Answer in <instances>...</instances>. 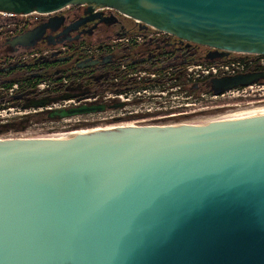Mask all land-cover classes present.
<instances>
[{
    "label": "water",
    "instance_id": "1",
    "mask_svg": "<svg viewBox=\"0 0 264 264\" xmlns=\"http://www.w3.org/2000/svg\"><path fill=\"white\" fill-rule=\"evenodd\" d=\"M73 5L112 9L139 32L150 26L220 52L264 55V0H0V13L49 15ZM35 31L11 48L32 47ZM255 82L258 74L245 73L188 89L219 95ZM123 106L46 110L40 121ZM0 264H264V112L0 140Z\"/></svg>",
    "mask_w": 264,
    "mask_h": 264
},
{
    "label": "flooded vegetation",
    "instance_id": "2",
    "mask_svg": "<svg viewBox=\"0 0 264 264\" xmlns=\"http://www.w3.org/2000/svg\"><path fill=\"white\" fill-rule=\"evenodd\" d=\"M26 21L24 27L17 25L12 32L0 37V69L8 63L24 65L7 72L9 74L6 76H0V83L10 79L18 81V90L12 99L16 105L35 103L43 97L74 95V98H79L96 93L103 87L115 89L118 83L115 84L114 79L122 75L118 73L121 64L127 66L128 72L136 69L154 72L158 75L156 82L162 83L169 69L172 76L177 68L195 60L181 52L176 39H159L135 46L117 42V39L138 31L139 25L109 8L91 12L87 5H73L53 14L40 15L32 21L27 18ZM32 30H36L38 36L32 47L11 48L14 37ZM181 45L192 46L190 43ZM196 50L208 54L209 60L214 55V58L219 59H228L230 56L243 58L225 52H211L203 46L196 47ZM251 73L258 74L261 82H264L263 70ZM39 81L50 82L52 87L39 92L36 88ZM200 87L203 89L206 86L202 84ZM240 101L242 103L233 102L210 113H226L247 106L246 99ZM19 126L20 122L14 123V127Z\"/></svg>",
    "mask_w": 264,
    "mask_h": 264
},
{
    "label": "built area",
    "instance_id": "3",
    "mask_svg": "<svg viewBox=\"0 0 264 264\" xmlns=\"http://www.w3.org/2000/svg\"><path fill=\"white\" fill-rule=\"evenodd\" d=\"M30 15H13L0 13L1 26L12 32L17 25L22 27ZM38 15V14H37ZM40 16V15H39ZM19 19V21H14ZM159 39L178 41L177 47L182 53L194 57V61L183 64L176 69L171 76V70L167 71V77L162 83L156 82L158 75L154 72L148 73L144 69H136L133 72L127 71V66L121 64L118 73L121 77H116L114 83L118 86L115 89H105L79 98L59 100L41 108L22 109L21 105L13 104L12 99L18 90V83L5 87L0 83V127L9 123L21 122L25 118L42 114L46 110L66 109L81 104L98 103L112 104L114 102L123 103L121 109L109 110L95 114L74 116L60 120H45L34 122L29 120V125L33 124L39 129L30 131L29 126L23 130H8L0 132V140H28L53 137L63 135L72 131H87L91 129L110 128L118 126H140V125H197L203 120L213 118L219 114L211 115V111L232 104L242 103L240 100L246 99L245 107L257 105L255 103L264 101V82H255L248 86H239L217 95L209 90H190L191 85H202L209 79L231 77L238 74L264 71V55L228 53L242 56L243 58L228 59H207L206 53H199L196 50L198 45L191 44L187 47V42L158 31L150 26L144 32H133L127 34L117 42L128 45H140L145 42L158 41ZM168 42V41H167ZM173 42V41H172ZM211 52H220L212 48L204 47ZM133 79V80H132ZM135 82L131 85V82ZM66 81L63 80V84ZM39 92L46 87H52V83L39 81L36 83ZM264 103V102H263ZM252 104V105H251ZM250 105V106H249ZM233 112V111H230ZM228 113V112H226ZM204 122V121H203ZM15 133L12 135L11 133Z\"/></svg>",
    "mask_w": 264,
    "mask_h": 264
},
{
    "label": "bare ground",
    "instance_id": "4",
    "mask_svg": "<svg viewBox=\"0 0 264 264\" xmlns=\"http://www.w3.org/2000/svg\"><path fill=\"white\" fill-rule=\"evenodd\" d=\"M264 112V105L263 106H258V107H254L251 109H247V110H236L233 112H228V113H222L219 114L217 116H214L213 118H208L202 121V123H208V122H212L215 120H224V119H228V118H233V117H237V116H244V115H250V114H255V113H262ZM184 125H189V124H184Z\"/></svg>",
    "mask_w": 264,
    "mask_h": 264
},
{
    "label": "rangeland",
    "instance_id": "5",
    "mask_svg": "<svg viewBox=\"0 0 264 264\" xmlns=\"http://www.w3.org/2000/svg\"><path fill=\"white\" fill-rule=\"evenodd\" d=\"M37 17H40L39 15H37V14H33V15H31V16H29L28 18H31V21L33 20V19H35V18H37ZM4 25V21H0V26H3ZM7 30L5 29V32H6ZM4 29L2 28V31H1V35H3L4 33ZM7 33H9V32H7ZM0 35V37L2 38V36ZM1 43V42H0ZM3 45V44H2ZM264 105V103H261V104H257V105H253L252 107H245V106H241L240 108H237L238 110H247V109H251V108H254V107H258V106H263ZM237 109H235V110H237ZM234 110V111H235ZM237 110V111H238ZM35 122V121H34ZM28 127L29 126V130L30 131H37L39 128L38 127H35L33 124H30L29 125V123H27L26 125H25V127ZM12 135H14L15 133L13 132V133H11Z\"/></svg>",
    "mask_w": 264,
    "mask_h": 264
},
{
    "label": "trees",
    "instance_id": "6",
    "mask_svg": "<svg viewBox=\"0 0 264 264\" xmlns=\"http://www.w3.org/2000/svg\"><path fill=\"white\" fill-rule=\"evenodd\" d=\"M27 24V21H25L24 22V25H22L23 27L25 26ZM2 33H1V31H0V35H1ZM3 68V67H2ZM9 73H1L0 72V76H6V75H8ZM4 79H6V78H4ZM34 80V79H33ZM3 81H6L4 84H2V85H4L5 87H8V86H10V85H12V84H14V83H18V81L17 80H13V79H10V80H3ZM105 89H109V88H106V87H103L102 89H100V90H98V91H104ZM97 91V92H98ZM45 118V116L44 115H42V114H39V115H34V116H32L31 118H30V120H32V121H40V120H42V119H44Z\"/></svg>",
    "mask_w": 264,
    "mask_h": 264
}]
</instances>
